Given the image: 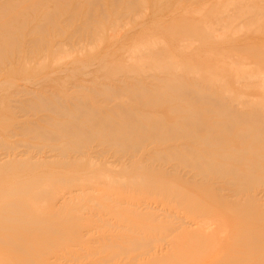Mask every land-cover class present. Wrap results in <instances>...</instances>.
<instances>
[{
    "label": "rangeland",
    "instance_id": "1",
    "mask_svg": "<svg viewBox=\"0 0 264 264\" xmlns=\"http://www.w3.org/2000/svg\"><path fill=\"white\" fill-rule=\"evenodd\" d=\"M32 29L17 31L16 49L0 53V264L263 262L264 182L236 195L229 179L195 176L161 155L184 146L227 153L255 140L239 136L251 122L230 134L223 124L230 116L217 110L264 119V0H156L144 28ZM7 35L0 28V46ZM178 81L195 91L177 100L169 86ZM162 92L168 97L153 99ZM199 94L214 101L195 102ZM176 106L202 113L212 129L148 140L138 151L95 139L85 154L68 150L67 158L34 132L75 121L59 112L64 107L94 109L123 129V109L167 127L182 122ZM206 134L225 145L208 147ZM254 146L242 155L260 164L262 176L264 139ZM245 161L229 164L248 171Z\"/></svg>",
    "mask_w": 264,
    "mask_h": 264
},
{
    "label": "bare ground",
    "instance_id": "2",
    "mask_svg": "<svg viewBox=\"0 0 264 264\" xmlns=\"http://www.w3.org/2000/svg\"><path fill=\"white\" fill-rule=\"evenodd\" d=\"M155 3L156 0H3V3L0 4V28H3L8 32L7 37H5L8 39L7 42L5 40L0 46V53L8 50L9 52H12L11 49H16L18 42L15 33L26 28H33L32 30L35 29L42 33L46 30L48 31V29L49 31L50 29H57L58 32V30L61 31L62 29H66V27H75L78 29V31L79 29H104L113 25L120 27L131 26L144 28V26H149V24H152L154 21ZM169 87L173 90L177 100L181 99V96L184 98L185 94H189L192 91V89H189L187 85L183 84L182 82L180 83L179 81L178 83H174ZM160 94L161 93L157 94V96L153 97V99L168 97L165 92H162L163 95ZM150 96L152 97V95ZM194 98L195 102L205 99L208 103V101L213 100V98L207 94H199L194 96ZM216 102L217 101L215 100V103ZM218 104L219 103L217 102L216 105ZM85 105L86 104H84V106ZM213 105L214 104L212 103V106ZM218 106H220V109H218L217 112L221 116L225 118L230 116L228 117L229 120L223 123L225 131H229V133L232 134V132H234L235 126L239 123L245 124L247 122H251L254 126L249 127V129L246 128L248 129V132H239V136L245 140L246 138L253 135L255 140L242 150H233V152L227 153L219 152L221 149H207V151L205 150L203 153H200L201 151L198 152L191 147L184 146L186 152L179 154L174 151L175 149L173 151L170 149L169 151L171 154L168 156L162 154L161 159L167 161L171 159L175 161L178 160L180 162L179 165H184L185 167L192 168L198 172V175L194 174L195 176L200 175L202 178L218 176V178L223 177V179H229L227 183H231L237 187V189L234 190L236 195H238L240 192H250L253 186L257 184L259 185L260 182H264V174L259 176L257 173H255L257 169H262L260 164L254 162V160L252 161L251 158V160H246L242 154L248 151H255L256 149L254 150V144L260 143L264 139L263 116L261 117V114L258 112L237 113V111H233V109H230L227 106ZM218 106L215 107L217 108ZM34 107L36 108V105H34ZM176 108L177 112L185 113L181 118L182 122L180 124L169 125L167 127L160 121L149 119L148 117H144L145 121L147 122L145 123L144 120L139 118L136 113L123 109V111L120 112L124 117L123 119H126L127 123L123 125L124 128L121 129L115 126L113 119L94 112V109L91 112L90 108L87 109V107H80L77 108L78 111L76 112H69L64 107L63 109H60L59 112L65 116L68 114L75 121H55L56 123L54 122L55 124H52V127H54L53 130H42V128L38 130V128L37 130L34 129V132L37 136L39 135V137L43 136L45 142H48L54 147L53 150H61L62 155L61 152H58L59 156H66L64 158H67L68 152L70 151V154L73 150L77 153L80 152L85 154V145L95 139H105L113 146L119 148L120 151H128L130 149H135L134 151H138L148 140H153L151 142L153 145L160 143L162 144V142L167 143L166 140L178 141V139L182 140V138H199L200 132L205 130L209 131L212 129L207 127L206 121L202 117V113L198 112L197 110L186 109L185 107L181 106H176ZM51 109L53 108H50V110ZM54 109H56L55 106ZM83 118L86 119V122L91 126V128L88 129L86 125L82 123L81 119ZM120 127H122V125ZM202 140V142L208 145V147H211L210 145H212L213 142L216 143L215 146H219L221 144L225 145L222 137L217 135L213 136L208 134L207 136L203 137ZM204 153H206V155H204ZM216 157L221 158L222 161L217 160ZM230 161L238 163L244 161L248 162V171L241 170L237 165L229 164ZM174 166L177 167L178 165ZM37 195H39V193H37ZM131 243L135 245L134 242L131 241ZM136 243L138 245L137 241ZM137 245L134 247H137ZM19 249L26 251L24 246L16 244V251H20ZM128 249L130 250V248ZM259 264H264V261H261Z\"/></svg>",
    "mask_w": 264,
    "mask_h": 264
}]
</instances>
